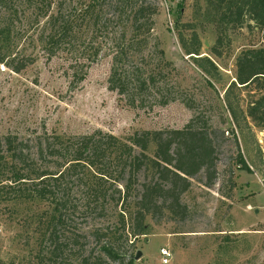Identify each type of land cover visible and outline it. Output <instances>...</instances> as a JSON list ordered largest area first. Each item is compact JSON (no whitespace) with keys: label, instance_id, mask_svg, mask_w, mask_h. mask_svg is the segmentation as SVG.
<instances>
[{"label":"rangeland","instance_id":"rangeland-1","mask_svg":"<svg viewBox=\"0 0 264 264\" xmlns=\"http://www.w3.org/2000/svg\"><path fill=\"white\" fill-rule=\"evenodd\" d=\"M27 1L6 0L12 10V21L4 18L10 25L7 51L12 64L23 67L15 72L0 64V137H15L33 149L37 136L100 130L123 139L134 131L181 129L194 116L197 124L207 122L224 135L213 183L204 185L199 175L181 196L185 215L146 217L144 233L117 242L113 259L103 250L108 237L96 240L92 232L108 231L116 213L109 205L103 211L82 209L78 183L71 185L76 208L68 210L59 230L58 249L47 230L41 244L34 231L38 214L43 213L44 219L50 214L49 203L1 202L0 264H37L38 253L39 264H91L96 257L99 264H264V128L254 126L244 112L261 91L255 83L230 91L229 98L238 100L233 104L236 121L224 102L237 56L247 48L263 47V27L223 23L208 6L209 0H147L156 8L152 28L146 37L137 38L139 44L129 46L128 33L121 36L127 30L126 14L112 17L109 0H98L104 2L100 18L106 22L100 27L77 22L70 39L50 48L41 43L46 36L42 9L31 8ZM88 2L64 0L61 8L65 14H75ZM192 32L199 39V55L186 54L179 41L182 36L190 45ZM119 44L126 55L116 59V70L131 82L152 70L158 73L156 87L149 86L140 95L110 89ZM213 47L220 56L212 53ZM204 56L216 70L198 61ZM159 91L174 99L159 104ZM238 152L250 171L240 168ZM64 235L73 241L65 245ZM162 247L170 253L167 263L162 262Z\"/></svg>","mask_w":264,"mask_h":264},{"label":"trees","instance_id":"trees-1","mask_svg":"<svg viewBox=\"0 0 264 264\" xmlns=\"http://www.w3.org/2000/svg\"><path fill=\"white\" fill-rule=\"evenodd\" d=\"M27 2L35 10L42 9L40 17L46 19V36L41 43L50 48L70 39L77 32L74 31L78 24L88 22L100 27L107 19L102 18V21L100 18L104 2L100 4L98 0H89L87 4L80 5L75 14L62 11L64 0ZM207 4L225 24L264 27V0H209ZM52 6L54 12H50ZM107 7L112 17L121 19L123 14L128 17L127 30L121 34L125 36L128 33L127 45L139 44L137 38L149 34L156 8L147 0H109ZM11 11L6 6V0H0V64L18 72L23 67L22 63L12 64L14 61H11L7 51ZM4 18L9 21H4ZM179 41L186 54L199 55L200 43L195 32L191 34L190 45L182 36ZM211 51L215 56H220L215 47ZM125 55L126 51L120 44L117 45L109 76L110 89L127 95L130 92L140 95L147 87H156L158 73L152 70L145 78L136 77L132 82L127 79L126 73L116 70V59ZM197 59L206 63L211 71L216 70L208 57ZM235 67L234 80L224 92L226 109L232 120L236 121L238 115L233 104H238V100L234 99L233 102L229 93L255 83L261 91L260 95L246 106L244 112L254 126L264 128V46L242 50L235 60ZM159 93L161 105L174 99ZM185 105L190 107L188 103ZM195 117L181 129L134 131L123 139L100 130L75 136H37L33 149L27 148L15 137L2 136L0 203H49L50 214L46 219L43 213L38 214L34 231L41 244L46 240L47 230L49 241L54 249H58L59 230L69 216L68 210L76 208L70 197L71 185L76 182L82 188V209L103 211L109 205L116 213L115 222L108 231L92 232L96 240L108 237L103 250L108 257L116 258L115 244L128 235H142L146 217L153 218L157 213H166L172 218L185 215L187 207L181 196L190 189L193 179L201 175L203 177L199 181L204 185L213 183L216 177V153L224 131L207 122L197 124ZM234 141L236 143V138ZM237 162L241 169L250 171L239 152ZM74 239L77 242V238ZM69 241L73 240L64 235L65 245ZM36 257H39V264L40 253ZM99 262L96 257L91 264Z\"/></svg>","mask_w":264,"mask_h":264},{"label":"built area","instance_id":"built-area-1","mask_svg":"<svg viewBox=\"0 0 264 264\" xmlns=\"http://www.w3.org/2000/svg\"><path fill=\"white\" fill-rule=\"evenodd\" d=\"M264 233V232H263ZM160 255H161V258H162V262L163 263H167L168 262V260H169V256H170V253L168 252V250L167 249H165V248H160Z\"/></svg>","mask_w":264,"mask_h":264},{"label":"crops","instance_id":"crops-1","mask_svg":"<svg viewBox=\"0 0 264 264\" xmlns=\"http://www.w3.org/2000/svg\"><path fill=\"white\" fill-rule=\"evenodd\" d=\"M254 28H257V27H254ZM263 29H264V27H263ZM261 41L262 42H264V37L261 39ZM264 46V45H263ZM235 65L233 64V67H234ZM232 80H234V77H232Z\"/></svg>","mask_w":264,"mask_h":264},{"label":"water","instance_id":"water-1","mask_svg":"<svg viewBox=\"0 0 264 264\" xmlns=\"http://www.w3.org/2000/svg\"><path fill=\"white\" fill-rule=\"evenodd\" d=\"M137 257H138V255H137Z\"/></svg>","mask_w":264,"mask_h":264}]
</instances>
